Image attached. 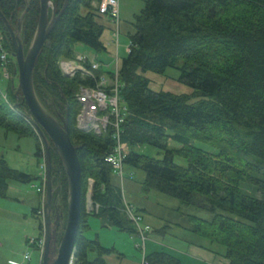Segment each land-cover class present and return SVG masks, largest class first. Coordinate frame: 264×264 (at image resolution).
I'll return each instance as SVG.
<instances>
[{
	"label": "trees",
	"instance_id": "1",
	"mask_svg": "<svg viewBox=\"0 0 264 264\" xmlns=\"http://www.w3.org/2000/svg\"><path fill=\"white\" fill-rule=\"evenodd\" d=\"M63 1L51 0L56 13ZM38 2L0 0V16L12 30L20 19L24 52L34 37ZM98 2L68 0L32 68L35 97L54 119L66 121L70 144L77 149L80 163L81 219L73 264H107L103 256L114 252L100 246L97 239L83 237L89 216L137 236V226L122 210L123 197L112 183L113 172L103 160L114 147L110 130L99 136L76 130L75 94L87 82L78 75L66 78L57 68L59 58L73 59L75 43L95 53L105 51L99 42L104 29L99 23L101 15L91 6ZM143 4L133 16L126 57L117 66L119 95L128 110L120 127V142L129 148L123 165L143 171L144 188L176 199L182 208L195 206L200 199L198 206L211 213V220L187 217L191 232L211 245L222 246L227 264H264V0H143ZM81 7L86 9L83 15H79ZM10 42L0 19V55L5 53L0 79H6L5 93L0 90V129L34 139L35 157L41 159L40 138L26 121V104L16 93ZM179 62L178 80L188 86L190 95L149 90L143 73L163 74L167 68H177ZM168 141L180 148H168ZM194 141L209 145L215 153L201 151L192 145ZM47 144L50 213L57 227L58 246L65 227L68 187L58 154L50 141ZM143 144L162 151V158L154 160L132 151L131 147ZM175 157L183 159L186 166L176 165ZM36 180L39 178L9 168L0 157V198L7 195L9 182L30 184ZM88 180L92 182L89 199L93 204L89 213L85 211ZM242 186L247 191H242ZM40 208L42 203L31 210L39 238L43 233ZM92 253L96 257L88 260ZM143 260L181 264L161 250L143 255Z\"/></svg>",
	"mask_w": 264,
	"mask_h": 264
},
{
	"label": "rangeland",
	"instance_id": "2",
	"mask_svg": "<svg viewBox=\"0 0 264 264\" xmlns=\"http://www.w3.org/2000/svg\"><path fill=\"white\" fill-rule=\"evenodd\" d=\"M117 5L119 9L118 31H120L117 47L114 44L112 31L109 29L112 26L110 20L101 17L104 29L99 42L103 44L105 51L95 53L89 47L76 43L71 48L73 57L76 54L82 55L101 64L99 67L101 73L113 74L115 60L118 66L121 60L126 57L129 46L127 37L133 32L131 27L133 16L137 15L144 6L143 0H117ZM85 13L86 9L81 7L79 15ZM63 60L64 57L59 58V61ZM180 66L179 62L176 65L177 68H167L163 74L146 72L142 74V77L148 81L149 90L152 92L168 91L174 95H190L192 92L188 86L178 80ZM0 90L5 93L6 79H0ZM34 143V139L30 137L19 138L12 133H4V130L0 129V157L4 159L9 168L39 178L30 184L9 182L7 195L5 198H0V264L22 263L25 254H29L31 258L28 264H38L40 257L39 252L28 243L32 239L37 241L40 233L37 219L31 214V210L43 203V200H40L43 190L42 193H39L38 190L42 189L43 183L40 169L44 151L41 148V159L36 158ZM191 143L201 151L209 154L215 153L209 145L196 141ZM167 144L170 149L180 148V145L172 141H168ZM131 149L138 155L154 160L162 158V151L151 146L143 144V146H135ZM174 162L178 166H186L183 159L175 157ZM121 172L123 173L121 180H118L119 177L113 174L112 183L120 188L121 196L131 202L132 208L142 215L138 227H149L144 234L146 236L145 255L161 250L175 256L181 264H227L226 259L222 257L225 251L222 246L211 245L206 239L191 232L192 225L187 217L211 220V213L209 214L198 206L200 199L195 203V206L182 208L176 199L144 188L142 184L145 178L143 171L123 165ZM241 189L247 191L245 186H242ZM88 206L89 203L86 202L85 211H89L90 206ZM40 213L43 220L42 211ZM85 222L88 228L82 232L83 237L89 240L97 239L98 244L103 248L114 250V252L103 256L104 262L107 264H141L142 251L136 248L141 242L138 236L120 232L109 223H104L96 217L89 216ZM94 257L96 255L92 253L87 258L92 260Z\"/></svg>",
	"mask_w": 264,
	"mask_h": 264
},
{
	"label": "water",
	"instance_id": "3",
	"mask_svg": "<svg viewBox=\"0 0 264 264\" xmlns=\"http://www.w3.org/2000/svg\"><path fill=\"white\" fill-rule=\"evenodd\" d=\"M67 1H63L61 10L56 13L55 8L51 4V0H39L37 25L27 52H24L20 43V19L17 20L16 29L12 30L6 20L0 16L1 22L5 25L6 31L11 38L10 43L13 50L11 57H13L16 64L14 72L17 77L16 93L20 94V98L26 104L25 107L28 111L26 121L33 127L35 133L40 138L41 148L44 151L42 162L45 165L43 170L45 194L41 208L43 213L42 239H44V246L42 248L43 253L40 264H73L74 244L77 232L80 230L79 222L81 214L79 212V206L81 202V173L79 169L80 163L76 156L77 149L70 144L66 121L60 118L54 119V116L40 106V102L35 97L32 86V68L35 65L37 54L40 53L44 42L47 40L49 31L55 26L59 17L64 12ZM49 9L51 10V14H49ZM48 141H50L51 146L58 154L57 157L62 164V170L67 178L66 187H68L65 227L58 246L56 245L55 238L57 227L54 226V221H51L50 213L52 187H50L51 179L49 169L51 168V162H49ZM90 193H87V202H90Z\"/></svg>",
	"mask_w": 264,
	"mask_h": 264
},
{
	"label": "built area",
	"instance_id": "4",
	"mask_svg": "<svg viewBox=\"0 0 264 264\" xmlns=\"http://www.w3.org/2000/svg\"><path fill=\"white\" fill-rule=\"evenodd\" d=\"M97 9V14L101 17L109 19L112 23V36L114 37V44L117 47V38H119V31L117 26L119 25L118 18V5L117 0H99L97 4L94 5ZM128 49V47H127ZM5 53L2 52L0 55V61H4ZM117 63V61L115 60ZM115 63V72L112 76L107 73L99 72V67L101 64L95 63L94 61L86 58L82 55H77L73 59H67L63 61H58V71L62 76L66 78H74L77 75L83 82H87L86 85H81L76 94V101L78 106V114L74 119L76 123V130L83 133H91L95 136L101 135L105 130H110V136L113 143L112 152L105 155L103 158L104 162L109 165L111 172L119 177L121 180L123 173L121 172L124 157L129 152L128 146L120 142L121 130L120 127L124 123V118L128 115L127 107H125L121 96L119 95V89L121 88L118 82V69ZM2 74L5 78H8V74L4 68L1 69ZM45 168L44 162L41 164L40 175L43 177V183L45 181L43 170ZM41 185L42 189L38 190L39 193L45 194L44 185ZM92 182L88 180V193L91 191ZM88 194L86 193V198ZM93 204L89 203V211L92 210ZM122 210L127 216V219L135 223L137 226V236L140 239V244L136 246L142 251L141 264H149L143 260V255H145L144 242H146V236L144 235L148 231V227L144 226L139 228V221H141V216L132 208V206L125 202L123 199ZM96 206L94 207V210ZM34 249L39 252L38 264H40V259L42 257V248L44 246V239L42 237L39 240H30L28 242ZM30 255L25 254L22 263L13 264H28L30 261Z\"/></svg>",
	"mask_w": 264,
	"mask_h": 264
},
{
	"label": "crops",
	"instance_id": "5",
	"mask_svg": "<svg viewBox=\"0 0 264 264\" xmlns=\"http://www.w3.org/2000/svg\"><path fill=\"white\" fill-rule=\"evenodd\" d=\"M94 5H95L94 3H91V6H94ZM99 23H102V22H101V19L99 20ZM111 24H112V23H111ZM102 25H103V24H102ZM112 26H113V25H112ZM112 26H110V28H109L110 31H111V29H112ZM117 29H118V26H117ZM119 32H120V31H119ZM117 39H118V38H117ZM89 59H90V58H89ZM123 199H124V198H123ZM124 201L127 202V203H129V204H131V202H128V201H126L125 199H124ZM131 206H132V205H131ZM132 207H133V206H132ZM143 211H144V210H143ZM136 212L142 217V215H141L138 211H136ZM141 217H140V218H141ZM146 227H148V226H146ZM148 228H149V227H148Z\"/></svg>",
	"mask_w": 264,
	"mask_h": 264
}]
</instances>
